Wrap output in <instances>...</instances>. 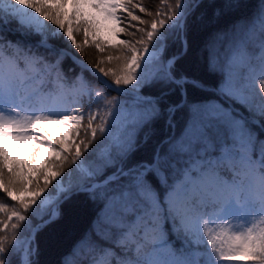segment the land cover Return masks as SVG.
<instances>
[{"label": "snow or ice", "instance_id": "1", "mask_svg": "<svg viewBox=\"0 0 264 264\" xmlns=\"http://www.w3.org/2000/svg\"><path fill=\"white\" fill-rule=\"evenodd\" d=\"M246 7L0 0V264H40L39 236L81 195L97 211L57 264H264V0L250 15ZM229 17L195 49V30ZM74 21L86 38L106 21L141 36L120 40L119 72L97 66L98 75L70 52L83 51ZM192 55L220 76L215 85L191 73ZM67 59L80 68L71 78ZM108 92L132 96L135 111ZM181 112V134L139 155ZM40 124L66 127L71 138L37 135ZM29 145L49 154L41 168L19 159ZM177 157H187L184 168Z\"/></svg>", "mask_w": 264, "mask_h": 264}, {"label": "trees", "instance_id": "2", "mask_svg": "<svg viewBox=\"0 0 264 264\" xmlns=\"http://www.w3.org/2000/svg\"><path fill=\"white\" fill-rule=\"evenodd\" d=\"M160 0H140L138 4H143L144 6H147L149 10L155 11L156 7L159 5ZM242 3H246L247 7L243 10L244 14L250 15L255 10V4L256 0H242ZM70 14V13H69ZM137 14L141 15V17L145 20H151V17H148L145 14H141L137 10ZM71 18V16H70ZM232 17L229 18H223L218 21H215L211 24H209L206 28H201L198 30H195L192 35V41L194 44V47L196 50H199L203 47L204 43L209 39V36L212 32L217 30H223L227 28L232 23ZM67 24V21H65ZM137 22H132V24H136ZM55 27V26H53ZM79 27V25L74 21L73 22V28H74V34L75 37H79L81 34V30L77 33L75 32V29ZM141 27H146L147 25H143ZM110 44H111V51L115 53L113 62L114 65L112 67L113 71L119 72L121 68L123 67V61H117L115 59L116 56L121 55V48L120 40L125 39L126 36L130 38V40L133 42L137 39V34L139 35V38L141 36V33L136 31L135 28H127V30H130L129 32H136V34L130 35L127 34L126 36L124 33H118L116 32V25L111 22L110 26ZM71 50H74L71 48ZM90 50L85 51V55H87L90 59L93 60L92 54L89 53ZM73 53L77 54L75 51H72ZM79 53V52H78ZM80 54V53H79ZM77 54L79 57L90 63L91 65L97 66L95 64H92L93 62H90L86 58L82 57L81 55ZM94 61V60H93ZM189 70L192 74L197 75L201 77L202 79L206 80L207 83L210 85H215L219 79V75H212L207 71L206 65L203 61L197 62V58L195 55H192L188 58V61L186 62ZM72 67H77L70 61V59H67L64 62L63 70L68 73V70ZM100 68V67H99ZM69 74V73H68ZM87 76L88 73H85ZM89 79H92V77H89ZM108 79H111V76L108 77ZM129 88L132 86L129 85ZM107 91V90H106ZM147 89H142V92H146ZM120 99L121 102L130 110L135 111V105H134V99L133 98H126V97H117L115 93L108 92V99ZM207 97L202 96L201 94L197 92L191 93V99L194 101H200ZM187 113L181 112L178 113L176 116V127L174 130L169 132L166 128H161L158 132L156 137L150 142L147 149L144 152H141L139 155H146L147 151H150L152 147H155L157 143L164 137H167L169 135L172 136H179L184 129L185 122L187 121ZM215 133H213L214 135ZM40 135V134H37ZM187 160V157L180 158L177 157V168L182 169L185 167V161ZM0 196H4L3 192H0ZM6 199V197H5ZM2 202V201H0ZM97 211V206L94 205L90 200H88L85 196L81 195L79 198L73 200L69 204L65 206V213L60 219L59 222H57L52 228H50L47 232L41 234L39 236V246H40V255L38 257L40 264H57L60 257L66 253L72 246L74 240L76 237L82 233L84 230H86L89 227V224L91 223L95 213ZM243 223V221H241ZM170 242L175 245L176 247L181 246V241L176 238L174 235L170 233ZM232 264H243V262H232Z\"/></svg>", "mask_w": 264, "mask_h": 264}, {"label": "rangeland", "instance_id": "3", "mask_svg": "<svg viewBox=\"0 0 264 264\" xmlns=\"http://www.w3.org/2000/svg\"><path fill=\"white\" fill-rule=\"evenodd\" d=\"M133 2L139 3L140 0H133ZM145 7H147V6H145ZM68 11L71 14V11H74V10L69 7ZM89 11H91V10H89ZM110 26H111V21L103 22V24L101 25V27L99 29L98 35L89 34L87 36V38L85 37L83 29L81 28V34L79 35V37H75V38H76L77 42L81 44L83 51L77 50L75 47H72L74 50L70 49V52L75 51L77 54L80 53L79 55L82 54L81 55L82 57L85 56L84 58H86L90 62H93L92 64H95L96 66H99L100 68H103L105 71H108L109 69L112 70L114 62H113V60L109 61L108 57L109 56L114 57L115 53H113L110 50L111 49L110 48L111 44L109 43L110 42L109 41L110 40V38H109L110 37V30H111ZM129 31L130 30L126 29V31L123 32L124 35L126 36L127 34H129L130 33ZM126 37H127L126 40H130V38L128 36H126ZM137 39H139L138 34H137ZM86 40H87V42H86ZM133 42H135V40ZM96 43L101 44V46L103 48L102 51L100 49L96 48V46H95ZM87 49L90 50L89 53L92 54V58L94 61L92 59H90L87 55L84 54ZM78 72H80V70L76 69L75 67H72L71 69L68 70L69 74L67 72H65V74L67 77L71 78ZM70 102L71 101L69 100V103ZM86 107H87V105H85V108ZM37 127H38V129L43 130L42 132H38V134L44 135L45 137L51 136L52 138L57 139V140L62 139L65 136H68L69 139L71 138V134L68 132L67 128L63 127V126H54V125H50V124H40ZM81 135H82V133H81ZM46 155H49V154L45 153L43 151L37 152L35 149L32 148L31 145H29L24 150L23 155H21L19 157V159L21 161H23L25 164H27L29 162V160H31L32 163L37 166V168H41L43 166ZM49 191H51V188L49 189ZM229 219H231V217ZM204 239L206 240L207 238L204 237Z\"/></svg>", "mask_w": 264, "mask_h": 264}]
</instances>
